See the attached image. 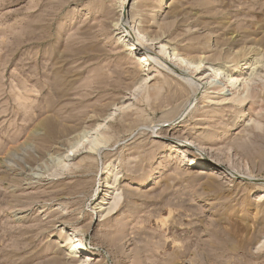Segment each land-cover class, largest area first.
<instances>
[{"label": "rangeland", "instance_id": "374dc122", "mask_svg": "<svg viewBox=\"0 0 264 264\" xmlns=\"http://www.w3.org/2000/svg\"><path fill=\"white\" fill-rule=\"evenodd\" d=\"M122 21L158 37L156 55L164 44L236 67L253 79L254 104L154 54L144 71ZM247 59L254 72L240 71ZM92 130L107 145L68 173L66 156ZM259 131L264 0H0V264H80L72 236L92 253L86 264H264V167L235 152ZM104 197L117 198L110 213Z\"/></svg>", "mask_w": 264, "mask_h": 264}, {"label": "bare ground", "instance_id": "6f19581e", "mask_svg": "<svg viewBox=\"0 0 264 264\" xmlns=\"http://www.w3.org/2000/svg\"><path fill=\"white\" fill-rule=\"evenodd\" d=\"M121 26H122L121 29L126 35V38H128V40L132 43V45H128L129 47L128 50L133 53L138 51L139 52L144 51L142 55L139 56L137 61L140 66L146 69L144 71L149 72L150 70H152L153 67L152 64L150 63V59H151L150 56L153 54L156 55L157 52L156 51L157 47L154 44V42H156L159 38L157 37L154 39H149V38L145 39V37L142 36V32L140 30L137 34H135L132 31L131 27L127 25L126 21L124 23L122 21ZM166 48H167L166 45L161 44V47H158L159 54H157L156 57H158L160 60H164V59L168 60V62L166 63L170 65L171 72L178 71L180 73L190 75V77L194 79V81H196L199 85H202L205 88V90L207 91L214 90L215 94H218L219 96H224V98L226 100H230L231 103H235L239 105L250 104L251 106L254 104V99L256 95L254 94L253 91L254 90V85L252 83L253 79H251L250 76L246 78L245 77L246 75L243 76V74L238 75L237 74L238 71L236 67L232 70L229 69L226 70V66L224 65L215 66L216 64L214 65L215 67L214 66L207 67L204 64V59L200 58L197 61H192L190 58L187 57L181 58V55L178 52H176V48H172L171 50L169 49V51H167ZM151 60H153V58ZM253 65L254 63L253 62L251 63L247 59V62L244 64V66L243 63L240 64V71H243L245 68H247V70H250ZM235 66H239V64H236ZM254 69L255 68H252V71ZM222 75H224V77H222ZM154 88L155 91L158 90L159 92L163 89L161 84L155 85ZM101 126L102 124H99L96 130L100 129ZM92 132L94 131L92 130ZM92 132L91 131L85 132L86 134L82 137V139L80 138V140H78V144L76 146L75 144L72 146V149L73 148L75 149L71 151L72 154H68L66 156L65 163L63 159L64 168H66L65 170H67V172L68 171L72 172L77 167V164L75 165L70 163L75 160V157L78 156L79 153H82V151L85 150L86 153L95 154L90 152L98 151L99 149L101 150L103 149L104 146L107 145L108 140L106 139L107 138L106 134L102 133V131L100 130L95 131L94 133ZM235 152L238 156H243L251 161V165L249 166L251 167L253 166L252 170L254 169V167H258L253 165L254 163H257L260 167H258L256 171L261 172L264 167V131H259L251 138L238 144L235 148ZM200 155L202 154L200 153ZM213 157H215V159L212 157L211 159L216 161L220 165H223V163L220 162L223 161V159H227L224 162L226 161H228L229 163L231 162L230 161L231 157L229 158V155L227 153H217L214 154ZM229 163L228 165H230ZM189 164L190 167H195V168L206 166L205 160L197 159L194 157L189 160ZM243 172L245 171H242L241 173ZM241 173L238 172V175L239 174L241 175ZM107 200L109 199H106L104 197L99 201L98 204L101 209V212L103 213L105 211L110 213L111 211L116 209L117 206V198H115L113 203ZM106 205H108L109 208H103L104 206L106 207ZM62 233H65V230H62ZM68 241H69L68 242L69 254L74 255L75 258H79L80 264H86V262L83 261V259H81L82 256H85L84 259L85 258L88 259V257L90 258L93 255L86 246V244L84 243V241L77 237L74 238L73 236L72 238L68 239ZM65 246L66 245H62L61 247H65Z\"/></svg>", "mask_w": 264, "mask_h": 264}]
</instances>
